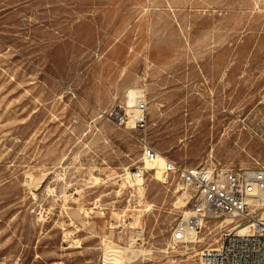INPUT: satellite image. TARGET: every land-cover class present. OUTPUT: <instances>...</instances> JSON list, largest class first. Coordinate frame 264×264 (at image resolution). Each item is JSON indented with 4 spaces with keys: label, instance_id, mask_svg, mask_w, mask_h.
Segmentation results:
<instances>
[{
    "label": "rangeland",
    "instance_id": "obj_1",
    "mask_svg": "<svg viewBox=\"0 0 264 264\" xmlns=\"http://www.w3.org/2000/svg\"><path fill=\"white\" fill-rule=\"evenodd\" d=\"M134 86L164 156L264 166V0H0V264H102L128 202L131 264H198L171 248L176 184L127 190L143 148L109 111Z\"/></svg>",
    "mask_w": 264,
    "mask_h": 264
},
{
    "label": "built area",
    "instance_id": "obj_2",
    "mask_svg": "<svg viewBox=\"0 0 264 264\" xmlns=\"http://www.w3.org/2000/svg\"><path fill=\"white\" fill-rule=\"evenodd\" d=\"M135 107L138 113L131 131L139 132L143 155L141 165L125 177L133 201L142 196L138 181L145 188L148 179L156 178L158 169L148 168L147 164L155 163L159 154L147 138L148 100L143 90L136 97ZM126 108V102L113 106L109 121L128 130ZM160 170L164 178L161 183H175L189 211L172 228L173 245H200L198 264H264V166H183L165 157ZM138 210L128 202L109 224L117 238L115 245L125 244L137 251L143 243V227L133 224ZM127 233V241L122 240Z\"/></svg>",
    "mask_w": 264,
    "mask_h": 264
},
{
    "label": "bare ground",
    "instance_id": "obj_3",
    "mask_svg": "<svg viewBox=\"0 0 264 264\" xmlns=\"http://www.w3.org/2000/svg\"><path fill=\"white\" fill-rule=\"evenodd\" d=\"M137 96H138L137 89L134 86V87H132V88L129 89V91L127 92L126 98H125L126 99L125 102L127 103L126 111L129 114V121H128V128L129 129L128 130H131V128H133L134 119H135L136 114L138 113V111H137V109L135 107V101H136V97ZM165 157L166 156H164L163 154H161L159 152L158 157H157V160L155 161V163H153V164H147V167L148 168H152V169L157 168L158 169L157 170V173H156V178H155L158 182H162V180L164 179L163 176H162V174H161L160 168L162 167V165L164 163ZM125 172H126L125 174H127V175L129 174L130 171H129V168L128 167H125ZM92 178L95 181H97V182L99 181V177L98 176H92ZM138 184H139L140 193L143 195V191L145 189V188H143V185H142L143 182L138 181ZM123 186H124V184H123ZM120 187H122V186H120ZM174 205H176L175 208L185 207L186 206V200H185L184 196H181L178 199V202H176V204H174ZM149 207L152 208V206H149ZM140 211H142V210H140ZM184 213H185V215L188 214L189 213L188 209L184 210ZM86 214H87V212H86ZM135 225H141V217L140 216H138V218H136ZM67 234L69 235V233H67ZM64 239H65V237H64ZM74 242H76V244H77V242H80V240H74ZM101 243L103 245L102 246V250H103L102 251L103 252V254H102V264H131V263L139 260V258H141L142 256H145V254H147L144 249H142V250L140 249V251L139 250L138 251H135V250L128 249V247H120V246H117V245H115V242L112 240V238H110L109 235H106V236L102 237ZM78 245H79V243H78ZM171 245H172L171 248L175 252L178 245H173L172 243H171ZM75 246H77V245H75ZM183 247L186 248V250H185L186 252H183V253L180 252V255H185L188 252V250H189V248H188L189 245H184ZM193 250H195V247H194ZM167 253H169V251H167Z\"/></svg>",
    "mask_w": 264,
    "mask_h": 264
}]
</instances>
